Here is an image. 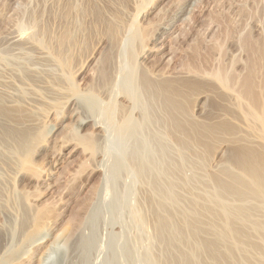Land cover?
I'll return each mask as SVG.
<instances>
[{"label": "rangeland", "instance_id": "1", "mask_svg": "<svg viewBox=\"0 0 264 264\" xmlns=\"http://www.w3.org/2000/svg\"><path fill=\"white\" fill-rule=\"evenodd\" d=\"M194 1H92V7L98 5L95 8L105 15L102 21H109L111 10L124 20L119 43L112 47L104 32L105 22L94 24V15L84 14L90 8L88 0H0V107L13 114L17 111V119H23L16 122L21 125H14L0 118V127L18 126L17 132H25L29 144L23 152L13 142H0V264H166L172 252L159 239L157 210L150 199L155 197L157 184L167 183L164 174L170 170L175 172L170 180L179 184L176 194L181 202L165 205L166 216L175 214L178 222L190 217L191 197L182 181L191 185L199 206L217 210L214 192L204 176L218 172L229 144L210 146L202 169L190 154L182 160L175 145L164 137L162 126L149 124L139 129L146 114L152 116L156 110L145 106V93L140 92L144 89L138 81L145 75L153 80L192 73L190 77L197 75L196 79L205 77L201 80L211 82L208 75L217 72L246 78L252 60L262 63L257 75L263 76L264 0ZM66 3L73 12L64 22L59 13ZM65 26L77 41L70 49L73 52H68L73 60L68 54L66 71L51 56L53 38ZM82 28L86 31H80ZM106 53L112 56L109 88L99 79ZM130 74L136 75L141 88L135 90L139 92L132 88L136 78L132 75V80ZM128 86L133 92L130 96ZM198 88V95L195 90L186 101L196 122L204 120L207 107L215 102L206 92L208 88H199L205 94ZM143 160L159 166L164 180L136 174L133 165ZM43 210L46 213L38 221L39 227L35 219ZM198 213L201 221L211 218ZM35 229L39 231L36 236L42 232L43 239L39 246L31 247ZM177 230L176 235L181 234L183 227L179 225ZM208 240L217 241L212 236ZM184 245L183 251L189 253L192 244Z\"/></svg>", "mask_w": 264, "mask_h": 264}, {"label": "bare ground", "instance_id": "2", "mask_svg": "<svg viewBox=\"0 0 264 264\" xmlns=\"http://www.w3.org/2000/svg\"><path fill=\"white\" fill-rule=\"evenodd\" d=\"M90 1L91 2L89 3V0H88V3H87V6L89 7L90 5V8L87 7L88 11L87 9H85V12L84 10L83 12L84 14L89 13L88 14L89 16L90 15L92 16L93 14L94 15L93 17L96 20L94 19L92 21L94 22L98 20L99 21L98 24L100 25V21H102L101 19H103L102 15L104 14L101 13L99 9L95 8L98 5H95V7H92L91 5L92 1L94 2L96 0H90ZM119 1L123 2L124 0L123 1L119 0ZM115 2L117 3V1ZM95 3L96 2H94V4ZM116 3H115V6H118ZM124 3L125 2H123V4ZM127 3L128 2H126V4ZM119 5H122V4H119ZM61 7H62V11L60 10L61 13H59V16H62L64 18L63 20H65L64 22H66V19L68 18V16L70 17L69 14L72 10L70 9L69 3L68 5L67 3L66 5L65 4L61 5ZM124 7L125 6H123L122 8ZM112 11L114 10H111V13ZM80 13H81V10H80ZM111 13H110L111 17L109 21L108 20L106 22L102 21V23L105 22L104 32H106L109 38L107 39L110 40L109 41L110 45L113 47L116 45V42H118V37L120 36L119 31H121V28L124 26L123 25L124 20L123 21L121 20L120 18L121 15L119 16L117 12L115 13L113 12L114 14L113 13L111 14ZM103 17H105V15ZM93 22L91 24H93ZM97 22H94V24L95 23L97 24ZM67 23L69 24L68 21ZM95 26L97 27V25ZM67 27H69V25ZM67 27L65 26V31L63 30V33L58 35V37L53 38L54 46H53L52 55H51L53 56L54 61L59 66L64 67V69L67 66V63L68 62L70 63L69 55L71 56V54L68 53L69 50L72 49V47H74L77 44L76 43L77 41L75 42L76 39L73 38L74 35L70 33L69 28L68 30L66 29ZM78 29H79V26H78ZM90 29H92V26ZM90 29H88L90 31L89 33H92ZM82 30L84 32L86 31L84 28H82L80 31ZM136 35H138V33H136L135 36ZM85 36H88V35H85ZM38 40H39L38 41L39 43L43 42V41H40V39ZM84 43L82 42V44ZM82 44L80 43V45ZM78 45H79V42H78ZM263 46L262 48H264ZM81 47L82 46H80V48ZM130 48H133V46H131ZM47 49L49 50V48ZM71 52H73V50ZM259 52H263V50ZM254 54H257V51L256 53L254 52ZM253 56H250V57H253ZM262 56L264 55L262 54ZM262 56L260 55L259 58ZM71 59L73 60L72 56H71ZM263 60L261 59L260 61L263 62ZM255 62L256 60H252L247 65L246 68L248 71V76H246V78L243 76L241 78V76H236V75L231 76L229 73L219 74L217 72V73H214L212 76L208 75L211 77L209 80L212 79L211 82L210 81L205 82L204 80H201L205 77L201 79H198V78L196 79V77H198L197 75H193L192 77H190L189 75H191L192 73L188 74V76L185 73L184 75H186L187 77H181V76H177L174 74L173 78L171 77L163 78L164 76L161 77L159 75L160 78L158 77V79H156L157 77L156 76L155 79L153 80L148 78V76L145 75L146 78L144 77L142 78V81L141 79H140V82L138 81L139 84L142 82L141 87L144 89V91L143 90L141 91L139 90V91L142 93L143 92L145 93V97L143 98V99L146 98L147 100V101L144 100L146 102L145 106L149 104L151 106L150 108L154 107V109L156 110L153 115L151 114L152 116L146 114L145 118L143 119V123L139 126V129L140 127H143V126L146 127V125H149V124H152V125L159 124L160 126H162L164 128V132L162 131L164 134V137L168 139V141L171 142L173 145H175V147L178 150L177 152L180 154L182 160H183V157H185V155L189 156L190 154L192 157H194V159L198 162L197 164L202 169L206 165L207 163L206 161H208L206 156H208L207 151L210 146H213V144H216L219 142H220V145H222L221 143L229 144V147L227 145L229 149L227 150V154L225 157L226 159H224L225 161L220 166V169L218 170V172L214 174H210V175L206 174L207 176H204L207 184L210 187H212V191L214 192V196L217 200V203L215 206L218 207L217 210L219 209V211L217 212V210L213 209V206H207V207L199 206L200 203L193 196V191L191 190L192 188L190 187L191 185L186 186L187 183L185 181H182L181 185H183L184 188L188 189V190L186 189V191H188L187 193H189V196L191 198L188 202L190 204V207H189L190 217L189 219H185L180 222L175 220L174 218L175 214L166 216L163 211L165 205H167L168 203H173L175 206H178L181 202L180 198L176 194V188L177 186H179V184L177 183V181L170 180L171 175L174 176L173 174L174 171L172 172V170H170L172 173L167 172L166 174H164L160 172V169H158L159 166H157L158 168H156L155 165H154L155 167L152 164L151 166L148 162L146 163H148L149 165L148 164L146 165L145 160H143L145 163L144 164L143 161L142 162L140 161L137 163L138 161L137 159L136 161L137 164L133 165V167L136 166L134 167L137 169V171L134 170L135 172H137L136 174L143 176V178H145L144 176H157V177L161 176L162 177V174H164L166 178L163 175L162 180H164V178L167 179L166 180L167 183L157 184V186L159 187L158 189H155V192H154L155 197L153 196V198H151L154 200L150 199L151 204L157 210L155 212V226L157 227L159 234L161 235L159 239L172 252V256L170 257V259L167 261L166 264H264V75L262 76L263 73H261V76L259 74L260 77L257 75L260 72V69H259L260 67L258 68V66L261 65L262 63L258 65V63L256 64ZM111 63H112V56L106 53L104 59L102 60V65H101L102 68L99 71L100 73L99 79H100L101 84H103L104 86L111 84L110 83L111 73H110V68H109V65ZM257 68L259 70H257ZM67 69H69V65ZM67 69H65V71ZM132 75L130 74V77H132V80H134V78H136L135 77L136 75L135 76L133 75L134 78ZM130 77L129 79L128 78L127 79L131 80ZM134 81L136 82L137 78ZM134 81L133 83L137 85V82L135 83ZM130 82L131 81H129L128 83L130 84ZM136 85H132V88H134V90L136 89L135 87H137L138 89L139 85L137 86ZM129 86L126 89L127 92L129 90L128 88H130ZM141 87L139 86V88ZM197 87L208 88V90L206 89V92L208 91L209 92L208 95L210 96L212 95L211 98L215 99L214 100L215 102H211V104L213 103L214 104L213 105L209 104L211 107H207L209 109V110L207 109L208 110L207 114H205L206 112L204 111V109H202L205 112L204 113L205 117L204 118L202 117V119L204 120L200 122L199 121L196 122L195 120H193V118H191L192 114L191 115L189 114L190 112L188 111V108L186 105V101L189 97V94L194 92L197 89ZM72 88L73 87H71V90ZM199 88L198 90L200 91ZM135 91L139 92L138 90H135ZM201 91L200 92L203 93L205 89L204 91L203 89ZM131 92L132 91H130L129 96L131 95ZM198 93L199 92L197 91V95ZM203 94H205V92ZM135 95L141 96L136 93ZM138 96H137V99H139ZM208 98L210 99V97ZM1 99L2 97L0 96V100ZM231 100L233 102H231ZM188 101L191 102V100H188ZM209 101H213V99ZM0 103H3V102H0ZM1 105L3 104H0V106ZM145 106L143 105L144 108H146ZM10 111H8L7 109H4L3 107L2 108L0 107V118L3 120V122L5 121L8 124L14 123L15 125L17 124L16 122L19 121L20 117H18L17 119L16 117V113H18L17 111L16 113H14L15 115L12 113V111L11 112ZM22 120L23 119H21V121ZM20 123L18 124L21 125ZM22 123H25V121ZM14 125L12 124V126ZM7 126L8 125H6V127ZM134 126L135 125L131 127H134ZM8 127H11V126H8ZM17 127L15 126L14 127L15 129L13 127L11 128L0 127V142H4V143L13 142V144L11 143L13 146L15 144L17 148L19 149L22 148L21 150L23 151L24 145L27 143L28 139H27V135L25 134V132L24 133L17 132L18 131L16 130ZM154 128L156 129V127ZM27 131L28 130H26V132ZM29 141H30V138H29ZM27 145L29 144H26L25 147ZM10 147L12 148L11 145ZM16 147H14V149ZM144 147L146 148L147 146H144ZM150 148L152 149V147ZM11 150L13 152L16 151V150L14 151L13 149ZM145 150L143 151L145 152ZM168 151H169V147H168ZM156 152H158V150ZM221 161L223 160L221 159ZM155 163L156 162H154L153 164ZM133 164H135V162H133ZM175 168L177 169V167ZM201 169L200 171H202ZM188 184L190 183L188 182ZM44 212L45 211L43 210V212L40 213L41 215L38 214L37 212L38 216L36 214H33V215H36L35 220L38 219L37 223L39 224L38 225L39 227H40L41 222L39 223L38 221H43L42 217H44L43 215ZM198 212H203L207 215H210L211 218L207 221H201ZM216 212L218 213V216L216 215ZM39 215L41 216L40 218H38ZM32 217L35 218V216H32ZM28 219L31 220L32 218H28ZM34 225L36 226V224ZM179 225L183 227V231H181V234L176 235L179 231L177 230ZM38 230L35 229L34 231L35 236H36V233L39 232ZM40 233L42 234V232ZM39 234L38 236H36V239L32 238L31 247H36V246H39V244H41V241L43 238L41 237L42 235L41 234L39 235ZM207 235L212 236L217 241L208 240L210 236L208 239H205L204 237ZM33 239L35 240L33 241ZM23 240H25V238ZM184 243L192 244V246H190L191 251L189 253H185L183 251V248L185 246ZM198 254L202 255L203 259L200 258Z\"/></svg>", "mask_w": 264, "mask_h": 264}]
</instances>
